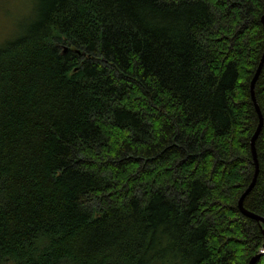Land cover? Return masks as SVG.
Segmentation results:
<instances>
[{"label":"trees","instance_id":"16d2710c","mask_svg":"<svg viewBox=\"0 0 264 264\" xmlns=\"http://www.w3.org/2000/svg\"><path fill=\"white\" fill-rule=\"evenodd\" d=\"M263 15L264 0H32L0 42V264H247ZM254 94L243 207L264 217V64Z\"/></svg>","mask_w":264,"mask_h":264},{"label":"water","instance_id":"95a60500","mask_svg":"<svg viewBox=\"0 0 264 264\" xmlns=\"http://www.w3.org/2000/svg\"><path fill=\"white\" fill-rule=\"evenodd\" d=\"M260 21H261L262 26L264 27V15L261 17ZM263 64H264V50H263L262 56L260 58V62L258 64V67H257V69L255 71V74L253 75V77H252V79L250 81V84H249L250 99L252 101V104L254 106V109L256 111L257 118H258L257 127H256V129H255V131H254V133H253V135H252V137L250 139V142H249L250 154H251L253 167H254L253 176H252L251 182L249 183L247 188L243 191V193L240 195V197L238 199V202H237V208L240 211V213L244 217L256 222L259 225L260 232H261L262 239H263L261 250L256 255L251 257L247 264H256L260 260V258L264 257V217L260 216L258 214L249 212L248 210H246L243 207V200L248 195V193L252 190V188H253V186L255 184L257 175H258V171H259L257 155H256V149H255V141H256V138L258 137L259 133H260V130H261V127H262V124H263V116L261 114V111L259 109V106H258L256 98H255L254 86H255V82L257 80V77H258V75H259V73L261 71V68H262Z\"/></svg>","mask_w":264,"mask_h":264},{"label":"rangeland","instance_id":"374dc122","mask_svg":"<svg viewBox=\"0 0 264 264\" xmlns=\"http://www.w3.org/2000/svg\"><path fill=\"white\" fill-rule=\"evenodd\" d=\"M31 3L32 0H0V42L19 33Z\"/></svg>","mask_w":264,"mask_h":264}]
</instances>
